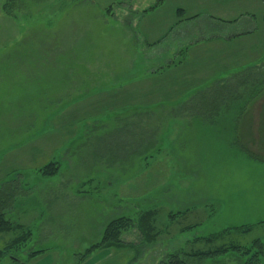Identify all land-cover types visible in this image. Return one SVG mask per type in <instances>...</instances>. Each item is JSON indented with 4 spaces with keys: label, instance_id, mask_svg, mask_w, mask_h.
I'll return each instance as SVG.
<instances>
[{
    "label": "rangeland",
    "instance_id": "rangeland-1",
    "mask_svg": "<svg viewBox=\"0 0 264 264\" xmlns=\"http://www.w3.org/2000/svg\"><path fill=\"white\" fill-rule=\"evenodd\" d=\"M80 1L72 4V0H0V61L44 62L14 69L17 73L13 78L8 68L7 76H0L5 85L0 90L4 93L8 87L15 107L20 102L19 112L23 113L24 122L27 120L19 129H0V144L8 145L0 147V190L13 192L4 213L10 221L31 231L25 249L11 250L0 264L25 261L29 250L34 249H44L40 254L43 256L51 250L45 260L40 255L35 257V264H165L173 254L190 264H247L252 253L236 249L215 257L188 253L210 251L221 244L247 247L255 239L262 242L263 250L258 264H264V91L260 90L264 69L261 74L257 67L233 77L229 85L235 94L230 95L226 84L225 99L221 90L218 100L198 99V89L208 86L199 82L190 88V95L196 97L191 101L158 100L163 95L160 93L136 100L146 105L155 102L153 107L160 110L152 116L136 117L142 123L139 126L137 122L135 129L126 124V132L116 138L119 144H113L117 148L110 149V155L114 151L120 157L125 154V161L114 164L110 158L109 165L103 164L99 155L106 154L96 146L102 139V129H110L112 119L119 123L105 114L119 104V99L105 100L103 94L86 97L104 86L107 71H118L101 68L105 63L120 66L123 71L132 70V61H127V57L132 56L137 42L133 30L121 35L114 33L113 26L108 27L110 31L95 28L91 39L81 32L75 38L70 27L71 13L80 23L87 22L93 14L91 22L96 25L102 22L97 15L104 7L111 2L118 6L126 0H92V7L89 1ZM251 3L255 7L251 11L256 14L255 32L236 42L241 44L237 46L239 50L247 49L248 55L233 72L264 66V0ZM6 11L12 15L4 14ZM154 22L160 28L157 39L170 20L163 14ZM207 24L201 19L198 29L217 32ZM136 34L140 46L144 37L139 30ZM75 44L83 47L76 48ZM90 44L96 45L93 50ZM162 46L157 44L152 50ZM56 63H61V68ZM226 72L208 69L205 80H219ZM160 85L157 81L152 86L162 89ZM54 89L59 91L50 100ZM219 94L214 93L216 98ZM121 102L125 108L136 105ZM184 107L191 110L184 111ZM52 109H56L55 115ZM15 114L9 118L16 120ZM122 119L129 121L133 117ZM69 126L74 127L71 135L66 132ZM11 132L13 137L2 142V135ZM108 136L105 143L112 142V133ZM9 147L13 149L5 152ZM41 156H45V163H58L55 176H40V166L35 164ZM95 172L98 173L89 182ZM108 174L115 175L111 187L106 186L103 177ZM148 210L155 212L152 240L143 239L138 228L132 227L121 234L123 245L98 249L85 259L80 258L100 241L110 220L121 216L137 220ZM221 231L217 239L206 242L205 237ZM16 234L0 233V248Z\"/></svg>",
    "mask_w": 264,
    "mask_h": 264
},
{
    "label": "crops",
    "instance_id": "crops-1",
    "mask_svg": "<svg viewBox=\"0 0 264 264\" xmlns=\"http://www.w3.org/2000/svg\"><path fill=\"white\" fill-rule=\"evenodd\" d=\"M87 1H89V5L92 7V0ZM126 1L120 2L118 6H114V3L111 2L107 5V8L104 7L102 10L103 12L98 13L97 15L98 20L103 23L101 22L96 25L91 22L94 19L93 14H90V16L86 19L87 22L80 23L79 21H75L73 18L76 14L71 13L70 27L72 35L75 38L79 32H81L82 36H89V39H91V34L95 28L100 29L101 31H110L108 27L113 26V30H116L114 33H120L121 35H127L129 31L131 32L133 30V38L137 42L133 47L134 52L132 56L130 53V58L127 57V61H132V64L130 65V69L132 70L123 71L120 70V66L115 67L113 63H105V65L101 68L107 67L108 69L111 68L113 70L117 68L118 71H112V73L107 71L103 80L104 86H102V88L97 92L92 90V94L86 97L89 99L94 98L97 94H103V99L105 100L119 99V104L112 106L113 108H109L110 110L105 112V114L115 117L114 119L119 121V123L114 122L112 119V124H108L111 125V128L102 129V139L99 140V144L96 146L99 150L100 147H102L101 153H105L106 156L99 155V158L103 164L105 163L107 165L111 163L110 158L113 159L114 164H119L120 162L125 161V154L120 157L119 154L114 151L115 154L110 155V149L113 150L117 148L114 147L113 144H119V139L116 138L120 136L121 132H126V124L135 129L137 122L139 126H141L142 123L141 120H137L136 117H141L142 115L152 116L155 114L153 112L160 110L153 107L155 102L153 104L146 105L136 102V100L140 101L143 99H150L153 94L160 93L163 95L158 97V100L184 99L186 101H191L196 97L190 95V88L195 87L199 82H201L202 85L206 84L208 86H202L198 89L201 90V95H199L198 99L218 100L220 99L221 94L222 96L224 95V87L226 84L228 85L230 95H232V93L235 94L229 85V83L233 82V77H237V75L242 73L248 74L250 73V70L253 71L254 69H257V67H259V72L261 71L260 73H262L264 69V66L256 65V67H246V69L244 68L245 70L241 72H237L236 70L233 72L232 70L239 67V61L248 55L247 49L246 51H243V49L239 50L237 46L241 44L238 43L236 45V42L240 40L241 36H251L255 32L254 21L256 19V14L254 11H251L254 7L251 3L252 0H160L154 8L149 7L154 5L158 0ZM79 2L81 1L72 0V4ZM113 7L115 8V11L113 10ZM155 13L160 16L153 18V14ZM4 14H8V16L12 15L9 11L4 12ZM163 14L166 15L167 20H170V23L166 26V28L161 29V33L163 34L160 38L155 39V37L160 34V28H157V24L154 22V19L159 20ZM201 19L208 21L206 27L210 29H217V32L204 33L205 30H199L198 22ZM262 19L264 26V16ZM137 30H139L141 35L144 37V39H142L143 42L141 41L142 45L140 46L139 39L136 34ZM157 44H163V46L152 50V48ZM95 46L96 45L94 44H90V50H93V47ZM74 47L81 48L83 46L81 44L79 46L78 44H75ZM87 48L88 46L85 45L86 50ZM128 51H130V48L129 50L126 49V52ZM167 53L169 56H167ZM34 63L35 62L33 61L30 62L27 60L15 59L4 62L0 61V76H7L6 68H8L9 75L13 78V75L17 73L14 71L16 68L29 67L30 64H44V62H37V64ZM60 64L61 63H56V66L61 68ZM93 65L91 66L92 69L94 68ZM208 69H226L227 72L223 77L220 76L218 78L219 80L207 82L205 78L208 76ZM113 72L116 74L114 73V75H112ZM109 74H111L112 77H110ZM157 81L162 84L160 85L162 86V89H156L152 86ZM211 84L213 85L210 86ZM0 86L3 87L5 85L0 82ZM219 89L221 90V94H219L216 98L214 90ZM57 91H59V89H54L52 97L49 98L50 100L55 98ZM206 91L210 92L205 93ZM183 93L186 95L184 94L185 96H183ZM223 99H225V95ZM126 100L128 101L125 102ZM121 101H124L125 103H136V105L130 106L129 108L121 107ZM19 104L20 102L15 107L12 95L9 94L8 87H6V91L4 93L0 90V129L4 130L8 126L17 127L19 129V127H22L27 123V120L24 122L23 113L19 112ZM52 110H54L53 115H55L56 109ZM61 110L57 112L58 115L61 114ZM182 110L190 111L191 109L184 107ZM15 112L17 113L15 114L17 119L14 120L12 117L9 118V116L11 114L14 115ZM214 112L216 113V111ZM122 117H133V119L128 121L123 120ZM121 122H124V124H121ZM108 125L104 124V126ZM73 128L74 127L69 126V129H66V132L69 134ZM76 131L77 130H75V132ZM12 132L6 136L2 135L1 141L7 143V141L13 137ZM61 132H64L63 127H61ZM113 132H115V134ZM111 133L113 135L112 142L105 143V141L109 138L108 134L110 135ZM69 135H71V133ZM0 147L6 148L8 145L0 144ZM12 149L13 148L9 147L5 152L9 153ZM42 157L43 156H41L40 159H42ZM93 158H95V154ZM40 159L38 163L35 164L36 166L39 165L42 167L49 162H55V160H49L45 163V156L41 162ZM92 162L94 164L97 163L95 162V159H92ZM97 173L98 172L92 173V177L90 178L87 177L89 182L94 179V176ZM62 175L63 174H59L60 177ZM97 177L98 176L95 178ZM103 177L106 180L105 183L107 187L113 186L115 175L109 176L108 174L105 176L103 175ZM122 179L124 180V178ZM95 185L96 184H93V187ZM95 188L97 189L98 187L96 186ZM50 252L51 250L47 255H40V257H44L45 260L47 256H50ZM35 260H37V258H33L27 264H35ZM46 261L49 263V258Z\"/></svg>",
    "mask_w": 264,
    "mask_h": 264
},
{
    "label": "trees",
    "instance_id": "trees-1",
    "mask_svg": "<svg viewBox=\"0 0 264 264\" xmlns=\"http://www.w3.org/2000/svg\"><path fill=\"white\" fill-rule=\"evenodd\" d=\"M158 2H160V0H158L154 5L150 6L149 8H154L158 4ZM263 87L264 85L260 88L261 92L264 91ZM215 93L219 94L220 89L216 90ZM37 171L42 177L55 176L58 172V163L53 161L49 162L43 165L42 167L38 168ZM12 197H13L12 189L9 190L5 188L0 190V233L14 232V231L17 232L16 236H14L8 244L0 248V262L5 257V255L9 253L11 250H15L17 252L23 251L26 247V243L28 242L31 236V231L28 228L24 227L21 224L13 223L12 221H10L8 218L5 217L4 210L8 206V203H10ZM154 213H155L154 210L145 211L138 217L137 220L131 219L126 216H121L110 220L104 227L100 241L87 248L81 254L80 258L85 259L91 253L95 252L98 249L111 248V247L123 245L124 242L120 240V236L124 231L132 227L138 228V230L144 237L143 239L148 241L152 240L154 238L153 237L154 226L152 221ZM250 228L251 227L248 226L247 230H249ZM222 232L223 231L205 237L206 242H210L213 241L214 239H217L222 234ZM232 249H236L244 254L252 253L249 260L247 261V264H258L260 261V257L263 253L262 242L259 239H255L252 245L247 247L221 244L213 250L194 251L188 253V255L197 256V257H215L219 254H223ZM44 251H45L44 249L29 250L26 259L30 261L33 258L38 257L40 254H43ZM27 260L25 261L19 260L17 264H27L28 262ZM165 264H190V263L183 261L182 259L179 258L178 255L173 254L170 256L169 260H167Z\"/></svg>",
    "mask_w": 264,
    "mask_h": 264
}]
</instances>
